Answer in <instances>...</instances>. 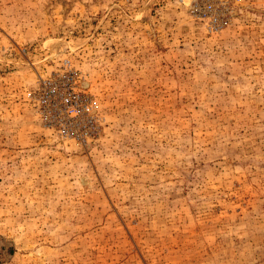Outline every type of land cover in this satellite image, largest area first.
<instances>
[{"label": "rangeland", "instance_id": "obj_1", "mask_svg": "<svg viewBox=\"0 0 264 264\" xmlns=\"http://www.w3.org/2000/svg\"><path fill=\"white\" fill-rule=\"evenodd\" d=\"M0 264H264V0H0Z\"/></svg>", "mask_w": 264, "mask_h": 264}, {"label": "built area", "instance_id": "obj_2", "mask_svg": "<svg viewBox=\"0 0 264 264\" xmlns=\"http://www.w3.org/2000/svg\"><path fill=\"white\" fill-rule=\"evenodd\" d=\"M89 110V109H88Z\"/></svg>", "mask_w": 264, "mask_h": 264}]
</instances>
